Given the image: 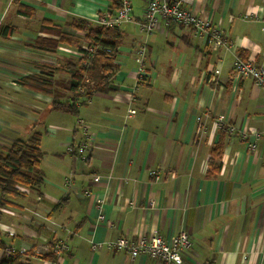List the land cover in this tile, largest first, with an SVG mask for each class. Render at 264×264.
<instances>
[{"label":"crops","instance_id":"obj_1","mask_svg":"<svg viewBox=\"0 0 264 264\" xmlns=\"http://www.w3.org/2000/svg\"><path fill=\"white\" fill-rule=\"evenodd\" d=\"M127 1L131 20L118 27L112 89L78 102L71 115L51 109L54 97H71L67 67L87 44L70 23L96 26L109 1L0 0V151L39 131L43 176L39 189L19 186L22 194L0 207V261L12 247L26 264H49L41 256L52 236L69 246L64 264H158L123 250H92L91 241L184 231L190 247L181 264H264V96L250 77L235 78L233 71L236 55L256 63L263 57L264 0L187 5L222 32L229 46L219 48L191 26L163 18L142 33L148 0ZM59 33L71 41H58L53 51L35 46L37 37L59 40ZM140 47L146 75L138 78ZM41 72L53 81L51 94L18 83ZM60 75L66 83L58 93ZM129 109L135 113L127 116ZM219 115L225 120L218 127ZM77 118L91 136L84 161L67 151L86 140ZM92 195L105 199V221Z\"/></svg>","mask_w":264,"mask_h":264},{"label":"built area","instance_id":"obj_2","mask_svg":"<svg viewBox=\"0 0 264 264\" xmlns=\"http://www.w3.org/2000/svg\"><path fill=\"white\" fill-rule=\"evenodd\" d=\"M192 2L193 0H148L144 10L143 20L139 22L140 31L144 34H150L159 27V19L163 18L176 24L191 26L196 34L206 36L212 48L228 47L229 44L219 29L212 28L208 19L197 16L187 7V5L192 4ZM130 20L129 2L127 0H120V6L114 14H110L106 11L97 16L96 23L97 25L105 27H120L123 23ZM261 30L264 32V18ZM95 50L96 48L94 46L88 44H84L81 47L78 56L80 59L82 58L81 63L83 66H88L90 58ZM135 53V61L137 64L136 76L139 78L146 75V70L142 62L144 54L143 47L138 48ZM47 60L53 61L54 58L51 57ZM233 71L235 78L250 77L254 83L262 89L264 96V54L259 63H256L252 59H242L236 55L233 60ZM83 82L91 84L87 78H84ZM82 91V87L78 88L79 93ZM88 100L89 99H86L85 101ZM134 113V109H129L127 116ZM224 120V116L219 115L215 124L219 127L223 124ZM76 125H78L82 133L86 135V140L78 145L77 150H74L73 146L69 145L67 151L77 152V158L84 161L89 148L86 142H89L91 136L87 133V127L83 119L77 118ZM227 130L233 132L234 127L229 126ZM248 146L250 149H254V144H249ZM150 175L155 179L159 178L155 170H151ZM83 194L91 196L90 192L87 190H85ZM92 198L98 210L97 218L101 221H105V215L101 210L105 199L98 195H92ZM102 246L110 250H123L131 258L137 255H144L147 258L155 259L158 264H181L182 253L189 249L190 240L186 232L180 231L169 238H163L161 235L153 233L148 237L142 234L134 237L121 235L104 242L91 241L92 250H96ZM46 249L49 253L54 254L56 258V262L48 261L49 264H64L63 262H59V260L69 249L65 240H57L51 236L49 240L46 241ZM4 252L6 255H10L15 253V250L12 247H7L4 249Z\"/></svg>","mask_w":264,"mask_h":264},{"label":"trees","instance_id":"obj_3","mask_svg":"<svg viewBox=\"0 0 264 264\" xmlns=\"http://www.w3.org/2000/svg\"><path fill=\"white\" fill-rule=\"evenodd\" d=\"M108 13L114 14L120 6V0H108ZM18 4L19 12H26L30 15V8ZM27 11H23V10ZM44 23V22H42ZM70 25L84 31V41L96 48L90 58L88 66H83L82 58L71 62L67 67L70 75L69 91L71 97L62 101L54 97L51 109L71 115H77L79 102L83 103L90 99L95 92H107L112 89L113 78L117 71L116 47L120 42L118 27L92 26L84 19L73 20ZM57 27V26H55ZM65 39V40H64ZM70 42V37L65 33H59V40L37 37L35 46L46 51H53L58 41ZM40 42H42L40 44ZM41 46H40V45ZM43 45L45 47H43ZM245 59L244 57H241ZM45 74V73H44ZM43 72L30 73L18 79V83L34 91L51 94L53 81L51 77L44 76ZM87 78L91 84L83 82ZM82 87L83 91L78 92ZM41 134L33 131L29 137L14 139L7 147L0 151V207L7 204V198L21 195L19 186L39 189L43 182L42 172L39 170L42 151L40 149ZM222 141L212 149V155L218 156L221 153ZM24 253H13L6 255L0 264H26L23 262ZM42 259L56 262L54 254L48 253L41 256Z\"/></svg>","mask_w":264,"mask_h":264},{"label":"rangeland","instance_id":"obj_4","mask_svg":"<svg viewBox=\"0 0 264 264\" xmlns=\"http://www.w3.org/2000/svg\"><path fill=\"white\" fill-rule=\"evenodd\" d=\"M65 83H66L65 76L64 75H60V77L58 78V83H57L60 86L57 89L58 90V93H61L62 92V90H63L62 87L65 85ZM22 139H25V138H22Z\"/></svg>","mask_w":264,"mask_h":264}]
</instances>
